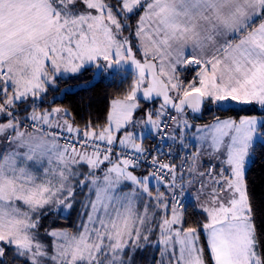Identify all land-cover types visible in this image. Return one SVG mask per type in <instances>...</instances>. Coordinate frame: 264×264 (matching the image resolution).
<instances>
[{
	"label": "snow or ice",
	"instance_id": "snow-or-ice-1",
	"mask_svg": "<svg viewBox=\"0 0 264 264\" xmlns=\"http://www.w3.org/2000/svg\"><path fill=\"white\" fill-rule=\"evenodd\" d=\"M89 64L133 68L105 123L81 127L67 109L42 107L57 74ZM188 69L198 71L186 83L179 73ZM140 92L162 102L137 119ZM206 103L259 114L217 116L179 164L159 153L149 161L137 126L187 149L186 110ZM257 136L264 0H0V264H135L147 248L158 251L153 264H264L246 175ZM205 156L216 163L203 168ZM144 163L151 170L138 174ZM195 184L204 219L192 226L181 198ZM78 189L87 192L75 230L46 227V216L73 207Z\"/></svg>",
	"mask_w": 264,
	"mask_h": 264
},
{
	"label": "trees",
	"instance_id": "trees-1",
	"mask_svg": "<svg viewBox=\"0 0 264 264\" xmlns=\"http://www.w3.org/2000/svg\"><path fill=\"white\" fill-rule=\"evenodd\" d=\"M134 20L135 18H133V23ZM121 71L123 70L113 67L107 71L110 74L108 76L102 69L100 74L96 76L97 67L89 65L80 73L59 76L56 78L55 84L49 85L42 107L61 106L66 108L72 114L74 122L81 127L89 119L95 124H103L109 113L112 99L123 97L132 82L133 74L128 72V74L122 76ZM191 72L186 71V78L189 77ZM206 104L201 114H191L193 125L208 124L214 121L217 116L239 119L240 116L246 114H259L257 106H245L242 110L240 105H232L225 110L211 106V104H208L206 108ZM147 138H145L146 142L148 141ZM146 169L141 167L137 170V173L139 174ZM246 175L255 209L257 228L261 234V239L264 240V138L257 140L253 145L252 159L246 169ZM82 199L83 197H76L73 207L66 214L59 212L46 216L43 224L46 227L66 228L74 231L82 219L80 215L82 213ZM184 207L188 225L196 226L203 221V214L196 210L192 202ZM200 244L205 246V255L207 256V239L202 229ZM156 255L157 252L153 248H147L142 252L138 251L135 264H153ZM7 264H13V262L8 259ZM14 264H23V262L17 260ZM209 264H211V261H209Z\"/></svg>",
	"mask_w": 264,
	"mask_h": 264
},
{
	"label": "rangeland",
	"instance_id": "rangeland-1",
	"mask_svg": "<svg viewBox=\"0 0 264 264\" xmlns=\"http://www.w3.org/2000/svg\"><path fill=\"white\" fill-rule=\"evenodd\" d=\"M125 35H127V32L125 33ZM133 43L135 44L136 43V41L134 40L133 41ZM140 53L139 52H137V57L138 58H140ZM101 64H103V62L101 61ZM89 65H95V64H89ZM89 65H87V66H89ZM186 71H192L191 72V74L189 75V77L188 78H186ZM186 71H180V76H181V78L187 83L188 81H191L192 80V78L195 76V73H194V71L195 70H193V69H188V70H186ZM107 74H108V72H106ZM121 73V75L122 76H125L126 74H128V72L127 71H121L120 72ZM72 75V74H71ZM134 75V74H133ZM108 76H110V74H108ZM133 78V77H132ZM138 95V99H139V101H140V105H141V107L134 113V116H135V118H137V119H139L141 116H142V114H143V112L146 110V109H148V108H156V107H158L159 106V104L161 103V101L159 100V99H157V100H154L153 102H147V101H145V100H142V99H140V93H138L137 94ZM122 97H117V98H114V99H121ZM114 99H112V101L114 100ZM142 100V101H141ZM112 101H111V105H112ZM111 105H110V109H109V112L111 111ZM211 106H213V105H211ZM211 106H209V107H211ZM208 107V104H206V108ZM63 108V107H62ZM204 108H205V105H204ZM66 109V108H65ZM192 114V112L191 111H189L188 109L186 110V118L188 119V121H189V123L191 124V125H193V122H192V119L191 118H193V116L191 115ZM174 115H176V113H174ZM227 118H229V117H227ZM222 119V118H221ZM224 119V118H223ZM214 121H212V122H210V123H208V124H212ZM208 124H196V125H193L192 126V129L191 128H187V129H185L184 131H185V136H186V140H185V142L189 145V147L187 148V149H189L190 147H191V145L192 144H197V145H199V141H198V139H197V137L200 135V133H198L197 132V129L198 128H200V127H202L203 125H208ZM137 132L138 133H143V145H144V147H145V143H146V140H145V138H147V137H151L155 132L151 129V126H137ZM169 132H170V129H169ZM193 133H196V136H193ZM169 137H170V135H169ZM264 137H261V136H257L256 138H255V140H254V143L257 141V140H261V139H263ZM148 139V138H147ZM175 141H177V142H179L180 143V141L177 139V140H175ZM181 144V143H180ZM204 147L205 148H207V144H205L204 145ZM251 159H252V153H251V155L248 157V159H247V163H246V169H247V167H248V165L250 164V162H251ZM209 161V162H208ZM203 163L205 162L206 163V168L208 167V165H209V163L211 162L209 159H208V157L207 156H205L204 158H203V161H202ZM214 163H215V161H214ZM219 167V166H218ZM156 184V182L155 181H153V185H155ZM199 185V184H198ZM160 190L161 191H165V188L163 187V186H161V188H160ZM87 192V189H84V190H81V189H78L77 190V192H76V197H78V196H80V198L81 197H83V199H82V201H85L86 200V196H85V193ZM188 196V195H187ZM190 198V197H189ZM81 201V202H82ZM81 208H82V206H81ZM70 209H67V210H64V209H61V211H60V213L61 214H66L68 211H69ZM82 211H83V208H82ZM81 215V214H80ZM82 219H83V217H82ZM51 228H57V227H51ZM63 229H66V228H63ZM71 231V230H70Z\"/></svg>",
	"mask_w": 264,
	"mask_h": 264
},
{
	"label": "built area",
	"instance_id": "built-area-1",
	"mask_svg": "<svg viewBox=\"0 0 264 264\" xmlns=\"http://www.w3.org/2000/svg\"><path fill=\"white\" fill-rule=\"evenodd\" d=\"M171 115H174V112L171 111ZM169 131V130H168ZM145 148L149 151V161L151 155H155L157 153L160 154V159L164 162L172 161L179 164V158L184 156L185 153H190L191 151L188 149L177 148L171 141L169 136H164L163 133L157 134L155 133L150 140L146 143ZM171 148V154H169V149ZM142 168H147L151 170L150 163H144L141 166ZM182 203L186 206L190 203V198L187 196L186 192H184L183 197L181 198Z\"/></svg>",
	"mask_w": 264,
	"mask_h": 264
},
{
	"label": "crops",
	"instance_id": "crops-1",
	"mask_svg": "<svg viewBox=\"0 0 264 264\" xmlns=\"http://www.w3.org/2000/svg\"><path fill=\"white\" fill-rule=\"evenodd\" d=\"M196 71H198V69H195V74H196ZM71 74H73V73H59V74H57V76H56V78L57 77H59V76H68V75H71ZM54 107H56V106H54ZM59 107H61V106H59ZM227 118V117H226ZM223 119V118H222ZM191 129H192V127H191ZM193 130V129H192ZM170 132H171V129H170ZM154 135V134H153ZM152 135V136H153ZM150 138V137H149ZM148 138V139H149ZM170 139H171V141L173 142V144L176 146V147H179V148H183L182 146H181V144L179 143V142H177V141H175V140H173L172 138H171V136H170ZM198 145L195 143V144H192L191 145V147L188 149V150H190L191 152L192 151H194L195 150V148L197 147ZM209 162V161H208ZM211 162H213L214 163V161H211ZM203 163V162H202ZM216 163V162H215ZM217 168H219L218 166H219V164L217 163ZM203 168H206V163L204 162L203 163ZM203 168L201 169V170H203ZM187 178L188 177H185V179L187 180ZM199 187V185L198 184H195V185H191V186H187L186 185V187H185V192H186V194L190 197V200H191V202L193 203V205H194V207L196 208V200H195V197H196V194H197V188ZM84 190V189H83ZM153 238H155V237H153ZM155 252H157V255H156V258H158V251L157 250H155Z\"/></svg>",
	"mask_w": 264,
	"mask_h": 264
},
{
	"label": "water",
	"instance_id": "water-1",
	"mask_svg": "<svg viewBox=\"0 0 264 264\" xmlns=\"http://www.w3.org/2000/svg\"><path fill=\"white\" fill-rule=\"evenodd\" d=\"M137 58H138V57H137ZM102 69H103V67H101V68H97L96 76H98V75L100 74V72L102 71ZM117 69H118V68H117ZM119 70H121V69H119ZM123 71H127V72H129V73L134 74V72H133V68H132V66H131L130 64H126V65H124V66H123ZM140 99L144 100V99H143L142 92H140ZM157 99H159V100L162 102V97H161V98H156V99H154V100H157ZM169 107H170V106H169ZM203 109H204V106H203ZM203 109H202V111H200V112H192L191 109H188V110L191 111V112L194 113V114H201V113L203 112ZM173 111L175 112L174 109H173Z\"/></svg>",
	"mask_w": 264,
	"mask_h": 264
}]
</instances>
